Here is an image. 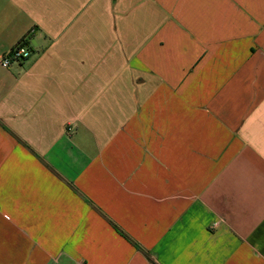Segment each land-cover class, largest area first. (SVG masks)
<instances>
[{
	"label": "crops",
	"instance_id": "0c3cea01",
	"mask_svg": "<svg viewBox=\"0 0 264 264\" xmlns=\"http://www.w3.org/2000/svg\"><path fill=\"white\" fill-rule=\"evenodd\" d=\"M0 264H264V0H0Z\"/></svg>",
	"mask_w": 264,
	"mask_h": 264
},
{
	"label": "built area",
	"instance_id": "2783aa9c",
	"mask_svg": "<svg viewBox=\"0 0 264 264\" xmlns=\"http://www.w3.org/2000/svg\"><path fill=\"white\" fill-rule=\"evenodd\" d=\"M29 55V50H27L22 44L18 43L0 56V65L2 67H8L12 60L25 59Z\"/></svg>",
	"mask_w": 264,
	"mask_h": 264
}]
</instances>
